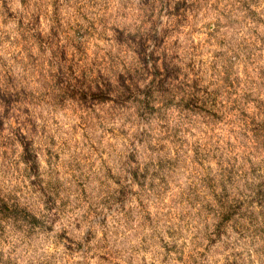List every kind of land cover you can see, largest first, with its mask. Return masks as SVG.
Wrapping results in <instances>:
<instances>
[{
	"label": "rangeland",
	"instance_id": "1",
	"mask_svg": "<svg viewBox=\"0 0 264 264\" xmlns=\"http://www.w3.org/2000/svg\"><path fill=\"white\" fill-rule=\"evenodd\" d=\"M21 261L264 264V0H0Z\"/></svg>",
	"mask_w": 264,
	"mask_h": 264
},
{
	"label": "clouds",
	"instance_id": "2",
	"mask_svg": "<svg viewBox=\"0 0 264 264\" xmlns=\"http://www.w3.org/2000/svg\"><path fill=\"white\" fill-rule=\"evenodd\" d=\"M190 126H191L190 127L191 133H195V135H192L193 140L199 141V137L201 136V134L205 133L206 130L202 129L199 125H190ZM217 138L219 139V137H217ZM243 163H244V166L246 167L247 162L244 161ZM193 211H195V210H193ZM47 250L51 251V247H49ZM21 264H23V261H21Z\"/></svg>",
	"mask_w": 264,
	"mask_h": 264
}]
</instances>
